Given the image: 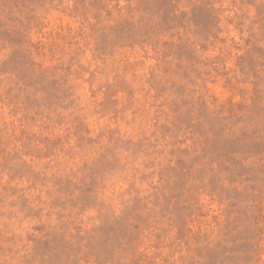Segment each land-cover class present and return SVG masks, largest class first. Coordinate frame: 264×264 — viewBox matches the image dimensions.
Segmentation results:
<instances>
[{
    "label": "rangeland",
    "instance_id": "obj_1",
    "mask_svg": "<svg viewBox=\"0 0 264 264\" xmlns=\"http://www.w3.org/2000/svg\"><path fill=\"white\" fill-rule=\"evenodd\" d=\"M0 264H264V0H0Z\"/></svg>",
    "mask_w": 264,
    "mask_h": 264
}]
</instances>
